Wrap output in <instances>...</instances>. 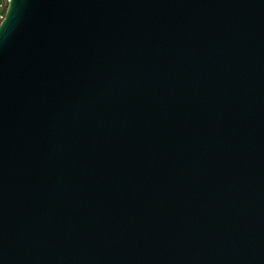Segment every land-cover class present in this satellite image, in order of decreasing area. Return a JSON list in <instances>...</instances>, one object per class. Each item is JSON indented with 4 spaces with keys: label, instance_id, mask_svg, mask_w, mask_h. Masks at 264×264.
Here are the masks:
<instances>
[{
    "label": "water",
    "instance_id": "1",
    "mask_svg": "<svg viewBox=\"0 0 264 264\" xmlns=\"http://www.w3.org/2000/svg\"><path fill=\"white\" fill-rule=\"evenodd\" d=\"M0 264H264V0H7Z\"/></svg>",
    "mask_w": 264,
    "mask_h": 264
},
{
    "label": "rangeland",
    "instance_id": "2",
    "mask_svg": "<svg viewBox=\"0 0 264 264\" xmlns=\"http://www.w3.org/2000/svg\"><path fill=\"white\" fill-rule=\"evenodd\" d=\"M1 2H2V4L0 6V18H2V16H3L2 12H3V7H4V0H2Z\"/></svg>",
    "mask_w": 264,
    "mask_h": 264
},
{
    "label": "trees",
    "instance_id": "3",
    "mask_svg": "<svg viewBox=\"0 0 264 264\" xmlns=\"http://www.w3.org/2000/svg\"><path fill=\"white\" fill-rule=\"evenodd\" d=\"M6 7H7V0H4V7H3V12H2V14H4ZM0 19H1V18H0Z\"/></svg>",
    "mask_w": 264,
    "mask_h": 264
},
{
    "label": "built area",
    "instance_id": "4",
    "mask_svg": "<svg viewBox=\"0 0 264 264\" xmlns=\"http://www.w3.org/2000/svg\"><path fill=\"white\" fill-rule=\"evenodd\" d=\"M2 0H0V6H1V4H2V2H1Z\"/></svg>",
    "mask_w": 264,
    "mask_h": 264
}]
</instances>
